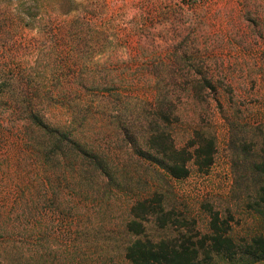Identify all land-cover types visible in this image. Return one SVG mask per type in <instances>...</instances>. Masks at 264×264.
I'll return each instance as SVG.
<instances>
[{
    "label": "rangeland",
    "instance_id": "rangeland-1",
    "mask_svg": "<svg viewBox=\"0 0 264 264\" xmlns=\"http://www.w3.org/2000/svg\"><path fill=\"white\" fill-rule=\"evenodd\" d=\"M34 117L67 137L49 161ZM160 131L213 138L214 164L171 178L128 139ZM262 187L264 0H0V264H130L215 218L240 243L264 233Z\"/></svg>",
    "mask_w": 264,
    "mask_h": 264
},
{
    "label": "trees",
    "instance_id": "trees-1",
    "mask_svg": "<svg viewBox=\"0 0 264 264\" xmlns=\"http://www.w3.org/2000/svg\"><path fill=\"white\" fill-rule=\"evenodd\" d=\"M33 125L44 129L49 135L47 160L51 159L61 150L66 136L56 135L57 132L44 126L42 120L34 117ZM129 141L143 159L149 160L163 169L175 180L186 179L190 176L189 164L192 162L201 171L209 169L214 164V151L216 143L213 138L205 135L198 137L196 150L192 153L187 148L179 149L173 139L166 132L161 131L152 137L149 142L150 152L144 153L140 150L138 143L129 136ZM196 146V145H195ZM96 169L102 168L92 161ZM263 205L258 204L262 210H258L264 219V187L258 191ZM146 202H137L133 208L134 212H141ZM143 209V210H142ZM136 215L133 222L128 226L129 230L142 235L144 223L137 220ZM160 224L166 226L168 221L160 219ZM219 218L212 223V234L199 241H194L185 235L177 240H162L154 242L149 239L137 240L129 246L126 258L130 264H264V233L257 234L250 239L237 242L231 235L221 232L218 226Z\"/></svg>",
    "mask_w": 264,
    "mask_h": 264
},
{
    "label": "built area",
    "instance_id": "built-area-1",
    "mask_svg": "<svg viewBox=\"0 0 264 264\" xmlns=\"http://www.w3.org/2000/svg\"><path fill=\"white\" fill-rule=\"evenodd\" d=\"M223 1H226V0H163V2L173 3L176 5H182L183 9H187V6L191 5L192 3H204V4L217 5V4L222 3ZM182 14H184V13H182Z\"/></svg>",
    "mask_w": 264,
    "mask_h": 264
}]
</instances>
